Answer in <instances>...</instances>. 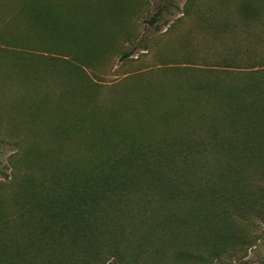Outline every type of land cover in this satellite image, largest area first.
I'll use <instances>...</instances> for the list:
<instances>
[{"label": "trees", "instance_id": "obj_1", "mask_svg": "<svg viewBox=\"0 0 264 264\" xmlns=\"http://www.w3.org/2000/svg\"><path fill=\"white\" fill-rule=\"evenodd\" d=\"M23 1L31 51L43 45L32 30L33 20H42L47 13L67 17L80 13L82 31L74 54L61 59L34 51L32 55L70 67V77L83 81L87 79L83 67H90L92 58L87 54L105 56L109 49V36L99 33L100 20L120 21L112 20L113 14L126 4V0ZM222 1L235 4L239 34L245 32L253 42L264 44V0ZM53 2L61 6L52 8ZM88 17H96L98 30L92 29L95 20H84ZM224 22L219 32L232 31ZM246 38H226L211 47L212 63L190 81L188 76L180 80L178 92L188 88L190 94L181 109L196 118L176 125L175 133L155 138L137 132H152L156 123L170 125L177 116L169 108L153 110L152 101H147L150 92L128 108L133 114L149 110L144 120L151 118L154 125L131 123L123 104L107 110L93 104L87 108L57 95L60 101L53 104L54 111L64 118L73 115L63 124V136L72 137L68 133L72 130L80 134L79 158L66 157L55 171L15 190L23 193L16 205V236L11 224L5 232L3 219L0 264H145L149 259L159 264L167 250L176 260L199 258L201 264H221L222 255L233 248L239 224L251 217L264 221V54L238 56V45ZM50 70L43 65L31 69L41 74L33 75L37 83L30 85L31 94L40 96L36 106L30 100L34 109L47 107L43 85ZM63 127L58 124L54 129Z\"/></svg>", "mask_w": 264, "mask_h": 264}, {"label": "rangeland", "instance_id": "obj_2", "mask_svg": "<svg viewBox=\"0 0 264 264\" xmlns=\"http://www.w3.org/2000/svg\"><path fill=\"white\" fill-rule=\"evenodd\" d=\"M25 6L23 0H0V224L4 219L6 233L11 224V234L15 236L16 205L23 198L22 191L15 190L55 171L66 157L79 158L77 142L80 144V134L72 130L68 132L72 137L63 136L66 134L63 124L73 115L64 118L54 111L53 104L60 101L57 95L61 100L65 96L64 99L73 105L86 104L87 108L93 104L107 110L110 106L123 104L131 123L154 125L151 118L144 120L149 110L140 109L133 114L128 108L129 104H140L143 95L150 92L147 101H152L153 110L169 108L177 114L170 125L156 123L152 132L137 131L158 138L163 132L175 133L176 125L196 118L194 113L188 114L185 108L181 109L183 101L189 98L188 88L185 93L178 89L182 86L181 79L188 76L190 81L212 63L208 57L214 54L211 47L226 38L247 37L243 40L245 43L238 45L237 55L248 59L264 54L263 42H253L245 32L239 34L242 27L239 28L240 20L232 2L126 0L125 7L112 17V20L120 21L100 20L99 33L106 32L109 36L106 42L109 49L105 56L87 54L92 58L90 67H83L87 74L83 81L70 77V67L55 61L45 63L32 55L34 51L36 55L61 59L74 54L82 31L80 13L73 12L70 17L64 13H47L42 20H33L32 30L43 45L31 51V34L25 28L26 15L22 12ZM59 6L61 4L57 2L52 3V8ZM84 20H95L92 29L98 30L96 17ZM223 21L229 22L232 31L219 32ZM15 41L22 43H10ZM125 52L129 54L124 56ZM42 65L52 69L50 76L44 79L43 92L48 98L43 111L34 109L30 101L34 100V106L39 103L40 96L31 94L30 85L33 86V80L34 85L37 83V79H32L33 75H41L32 73L31 69ZM77 65L81 66L78 62ZM35 90L42 91L38 87ZM107 119L105 116L102 120ZM58 124L63 127L60 131L54 129ZM237 232L233 248L222 255L221 264H264V221L251 217L239 224ZM201 262L199 258L176 260L167 250L159 264ZM145 264H153V260L149 259Z\"/></svg>", "mask_w": 264, "mask_h": 264}]
</instances>
